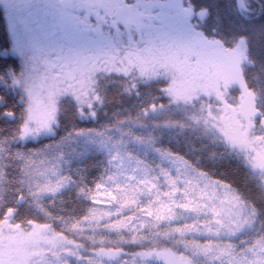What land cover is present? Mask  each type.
<instances>
[{
	"label": "rangeland",
	"instance_id": "obj_1",
	"mask_svg": "<svg viewBox=\"0 0 264 264\" xmlns=\"http://www.w3.org/2000/svg\"><path fill=\"white\" fill-rule=\"evenodd\" d=\"M131 1L111 0L114 10L97 15L93 0H0L11 53L22 62L14 83L27 100L26 139L52 132L55 108L68 96L91 106L97 77L109 65L170 66L177 69L165 72L180 83L174 102L201 99L212 126L264 173L255 96L240 82L244 53L206 39L181 0ZM120 11L129 18L126 35L116 27ZM174 70L178 76L170 77ZM178 134L175 126L127 123L77 135L40 156L30 185L39 201L53 199L71 186L70 154L93 151L101 159L99 178L84 189V214L65 223L71 231L92 243L169 239L205 264H264L259 211L229 183L168 149ZM77 252L48 226L25 229L9 218L0 223V264H70Z\"/></svg>",
	"mask_w": 264,
	"mask_h": 264
},
{
	"label": "trees",
	"instance_id": "obj_2",
	"mask_svg": "<svg viewBox=\"0 0 264 264\" xmlns=\"http://www.w3.org/2000/svg\"><path fill=\"white\" fill-rule=\"evenodd\" d=\"M126 1L131 6L132 1ZM181 2L183 7L192 9L194 25L206 38L221 43L227 52L244 53L240 60V82L255 96V125L264 134V0ZM97 11V15L112 12ZM121 13L117 14L121 21L116 27L126 35L129 18ZM11 46L9 24L0 4V223L9 218L14 225L25 229L34 223L48 226L77 247L78 252L68 257L70 264H169V257L177 258L182 264H205L173 240L151 237L137 242L92 243L65 225L69 219L84 214V189L98 181L101 159L93 151L85 154L77 151L70 157V151H65L71 161L70 188L53 199L37 198L29 177L31 167L42 154L64 146L77 135L104 132L127 123L177 127L181 134L172 138L167 148L190 158L212 177L229 183L244 201L259 211L264 221V173L256 170L247 154L231 146L212 126L201 99L174 102L167 94L168 97L159 101L156 92L149 101L145 95L147 87L121 64L109 65L99 74L93 87L97 97L93 96L91 106L79 104L77 98L68 96L55 108L52 132L26 139L27 100L14 83L22 71V62L11 53Z\"/></svg>",
	"mask_w": 264,
	"mask_h": 264
},
{
	"label": "flooded vegetation",
	"instance_id": "obj_3",
	"mask_svg": "<svg viewBox=\"0 0 264 264\" xmlns=\"http://www.w3.org/2000/svg\"><path fill=\"white\" fill-rule=\"evenodd\" d=\"M183 8H184V10L188 11L187 12L188 15L192 14V11H191L192 9L185 8V7H183ZM102 13H104V12H102ZM193 14H194V10H193ZM193 18H194V15H193ZM194 19H192V20H194ZM144 21H146V20H144ZM211 51L212 50H210V52ZM217 58H219V57L217 56ZM193 60H194V57H193ZM229 61L231 62L232 60H229ZM193 63H195V60L193 61ZM220 63H221V65L224 66V61L220 60ZM150 67H152L150 64H146V65H144L143 68H140L134 63L130 64V66L127 67L130 69L131 76L133 78L134 77L140 78V82L142 81L141 84L143 85V87H147V90H146L147 92H145V95L148 96V98H150L149 101H151L153 99L152 97L155 95L156 92L159 93L158 94V98H159L158 100L159 101H161V99L163 100V97H168V96L169 97L172 96L173 100L176 98L178 100H180L179 97L174 92L175 91L174 89L178 88L180 86V83L173 81L172 78H169L168 72H165V68H171V67L170 66H168V67L163 66V67H158L157 69H152ZM173 68L177 69V67H172L171 69H173ZM159 69H161L162 71H160ZM156 70H159L160 72L159 71L155 72ZM174 71L175 72L170 73V77H174V75L178 76L179 70H177V71L174 70ZM153 72H155V73L152 74ZM138 73L141 74L143 77H138L137 76ZM176 79H177V77H176ZM167 94H168V96H167Z\"/></svg>",
	"mask_w": 264,
	"mask_h": 264
},
{
	"label": "water",
	"instance_id": "obj_4",
	"mask_svg": "<svg viewBox=\"0 0 264 264\" xmlns=\"http://www.w3.org/2000/svg\"><path fill=\"white\" fill-rule=\"evenodd\" d=\"M95 5L101 12H107L112 10V3L110 0H94Z\"/></svg>",
	"mask_w": 264,
	"mask_h": 264
}]
</instances>
